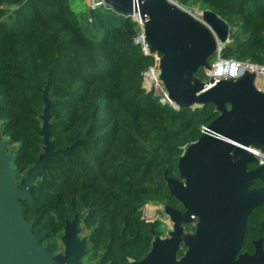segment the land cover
<instances>
[{"label": "trees", "instance_id": "1", "mask_svg": "<svg viewBox=\"0 0 264 264\" xmlns=\"http://www.w3.org/2000/svg\"><path fill=\"white\" fill-rule=\"evenodd\" d=\"M72 1L0 0V137L16 152L12 168L21 186L44 152L47 89L54 148H71L52 157L36 179L32 203L20 202L23 215L35 221L34 232L51 229L45 240L60 238L78 215L87 257L130 264L167 232L162 219L142 218L143 207H178L166 173L177 176L182 146L197 140L218 113L213 103L191 110L163 102L164 92L148 76L152 88L146 89L145 72L156 58L136 41L138 23L103 8L81 14ZM178 2L210 9L234 27L229 55L264 63V0ZM263 218L264 204L248 219L246 249L264 236Z\"/></svg>", "mask_w": 264, "mask_h": 264}, {"label": "water", "instance_id": "2", "mask_svg": "<svg viewBox=\"0 0 264 264\" xmlns=\"http://www.w3.org/2000/svg\"><path fill=\"white\" fill-rule=\"evenodd\" d=\"M105 1L120 14L136 12L143 19L144 39L150 51L160 55L154 77L163 84L166 102L191 110L213 103L218 113L197 140L182 146L177 176L166 173L170 194L184 211L163 205L161 212L173 229L154 239L144 259L129 263L264 264L262 239L254 254L237 258L248 219L264 204V186L253 187L254 181L264 179V164L248 168L258 162L250 149L264 147V90L257 87V73L249 66L234 76L231 64L228 76H210L207 82L197 76L201 69L212 68L219 42L229 35L228 22L210 9L202 10L199 19L170 0ZM43 98L44 152L21 186L12 168L16 152H8L7 141L0 137V264H84L81 259L88 254L78 215L64 227V253L54 254L53 242L43 244L51 229L34 232L35 221L27 220L20 207L21 201L32 203L31 188L52 157L71 148H54L47 89ZM192 223L195 232L186 231L185 225ZM183 247L187 249L180 255Z\"/></svg>", "mask_w": 264, "mask_h": 264}, {"label": "built area", "instance_id": "3", "mask_svg": "<svg viewBox=\"0 0 264 264\" xmlns=\"http://www.w3.org/2000/svg\"><path fill=\"white\" fill-rule=\"evenodd\" d=\"M82 1L87 6L88 10L91 11V12L92 11H95V10H98V9H101V8L107 9V10H114L109 4L106 3L105 0H82ZM170 1H172L174 3H177L182 9L188 10L187 7L180 5L179 2H178V0H170ZM194 13H197V16H195L193 14L195 17H197L199 19H203L202 18V10H200L198 12H194ZM125 16L130 17L131 19H133L134 21H136L138 23V26L140 27L141 32H140V34H138L136 36V41L139 42L140 44H142L143 50H144V52L146 54H152L156 58V65L154 67L150 68L147 72H145L144 80L146 81L147 80L148 73H151L152 72L154 74V72L157 70L158 65H159V59H160V57H159V59H157V56L159 54L156 53V52L150 51L149 45L146 43V41L144 39V34H143L144 21L140 17V15L138 13H136V12H132V13H129V14L125 15ZM91 20L92 19L89 18V21H91ZM234 31H235V29L232 30L231 27H230V32H229V35H228L226 41L225 42H219L218 52H217V55L215 56V58L217 60L215 62H213V63H211V61L214 58H212L210 60V63L212 65V68L209 69V70H212V71H210V76H216V77L222 76L221 74H218V73H215L214 74V71L216 69H218V70L219 69H222L221 66L224 64V62L227 63V65H229V66L231 64H234V69H235L234 70V72H235L234 76L235 75H238V72L241 70L242 67L249 66L252 70L256 71V73H257V76H256V85H257V87L260 90H264V63L257 65V64H253V63H250V62H242V61L233 60V59H231V60H225V59H222L221 58L222 53H224L234 43V39H233V33H234ZM157 63H158V65H157ZM225 76H228V74L225 75ZM260 78H262V82H260V80H259ZM153 81H154V84H157L158 83L157 80H153ZM144 87L146 89H148V90L152 88V87H149V86H146V85H144ZM155 87H157V85L154 86L153 88H155ZM162 91L164 92V95H166V91H164V90H162ZM162 100H163V102H166L164 100V97H163ZM250 150L255 154L256 158L258 159L259 164L263 165L264 164V150H261L259 147L258 148H255L254 147V148H251ZM147 206H148V204H146L143 207V213L145 215L149 216L150 218H152L151 215H149V214L146 213L147 212L146 211ZM161 209L163 210V207ZM155 213H156L155 216H158L156 210H155Z\"/></svg>", "mask_w": 264, "mask_h": 264}, {"label": "rangeland", "instance_id": "4", "mask_svg": "<svg viewBox=\"0 0 264 264\" xmlns=\"http://www.w3.org/2000/svg\"><path fill=\"white\" fill-rule=\"evenodd\" d=\"M72 6H73V8H75L79 13H86L87 11H88V8H87V6L84 4V2L82 1V0H73L72 1ZM188 8V10L192 13V14H194L195 16H197V13H194V12H198V11H200V10H205V8L204 7H200V6H189V7H187ZM87 18V17H86ZM86 18H84V19H86ZM87 22L89 21V18H88V20H86ZM238 25V24H237ZM230 27H232V26H230ZM234 28V27H233ZM232 28V29H233ZM237 29H239V25L236 27ZM240 33L239 32H237L236 33V35H239ZM159 55L157 56V59H159ZM212 58H214V59H212V61H211V63H213V62H215L217 59L215 58V56L214 57H212ZM221 58L222 59H225V60H231V59H233V60H237V59H235L233 56H231V55H229V53L228 52H225V53H222V55H221ZM239 61V60H238ZM157 65H158V63H157ZM210 71H212V70H209V69H205L204 71H202V72H199L198 74H197V76L201 79V80H203V81H208L209 80V78H210ZM148 77L150 78V73H148ZM260 80V82H262V78H260L259 79ZM144 85H146V86H148V83H147V81H145L144 80V83H143ZM153 86H156V84H153ZM155 89L156 90H160V91H162V90H164L165 91V89H164V87H163V84H161L160 82H158L157 83V87H155ZM7 150H8V152H12V150H13V146H11V145H8L7 144ZM148 205H150V206H152V207H154L156 210H158L159 208H161V205L160 204H158V203H156V202H152V203H148ZM147 211V210H146ZM147 213V212H146ZM160 216H161V218H163V221L166 223V225H167V232H166V235H168L169 234V232H170V230H172L173 229V223L170 221V219L168 218V217H166V216H164L162 213H160ZM80 228L81 229H83V226L82 225H80ZM64 233V232H63ZM63 235V234H62ZM81 237H87V232L86 231H82V234L80 235ZM164 237V236H163ZM62 236L60 237V238H58L57 240H44V245H46L48 242H53L54 243V254H57V253H64V250H65V247H64V244H63V242H62ZM83 263L84 264H96V262L95 261H93V260H91L89 257H86V258H84V260H83Z\"/></svg>", "mask_w": 264, "mask_h": 264}, {"label": "flooded vegetation", "instance_id": "5", "mask_svg": "<svg viewBox=\"0 0 264 264\" xmlns=\"http://www.w3.org/2000/svg\"><path fill=\"white\" fill-rule=\"evenodd\" d=\"M261 150H263L261 147H259ZM259 165H261V164H259V162H256V163H254V164H250L249 166H248V168L249 169H255L256 167H258ZM258 181H260V182H262V185H259V186H257V187H261V186H264V179L263 180H258ZM161 205V208L163 207V204H160ZM161 208H159L158 210H156L157 212H158V216H154V217H152V218H148V220H153V219H155V218H159V219H162L163 220V218H161V216H160V213H162L161 212ZM176 209H179V210H182V211H184V207H183V205L178 201V207L176 208ZM150 213V210H149V208L147 209V214H149ZM143 215H145L143 212H142V217H143ZM147 216V215H146ZM147 217H149V216H147ZM264 219V218H263ZM79 227H80V224H79ZM81 229V228H80ZM82 231H83V229H81ZM185 230L186 231H188V232H195V230H196V228H195V226H194V223H192V224H186L185 225ZM247 230V229H246ZM165 236H167V235H165ZM164 236V237H165ZM163 237V236H162ZM260 239H262V242H261V246H262V248H263V250H264V236H258L257 238H253V239H251L250 241H249V246H248V248L246 249L245 248V241H246V232H245V236H244V239H243V242H242V244H241V248H240V250H239V253H238V256H237V258L239 257V255L240 254H244V253H248V254H254L255 252H256V248H257V245H256V242L257 241H259ZM187 248L186 247H183V249H182V251L180 252V255H183L184 254V252H185V250H186ZM88 254H89V251H88ZM88 254L86 255V256H84L82 259H81V261L83 262V260H84V258H86L87 256H88Z\"/></svg>", "mask_w": 264, "mask_h": 264}, {"label": "bare ground", "instance_id": "6", "mask_svg": "<svg viewBox=\"0 0 264 264\" xmlns=\"http://www.w3.org/2000/svg\"><path fill=\"white\" fill-rule=\"evenodd\" d=\"M222 67V69H221V71H220V69L218 70V69H216L215 71H214V74L215 73H220L221 72V75L222 76H225V75H227V74H229V72H230V66L229 65H227V63H225L224 62V64L221 66ZM235 70V69H234ZM150 80H156L155 79V77H154V74L152 73L151 74V76H150ZM149 208V210H150V213H149V215H151L152 217H154L155 216V208L154 207H152V206H150V205H148L147 206V208H146V210Z\"/></svg>", "mask_w": 264, "mask_h": 264}]
</instances>
